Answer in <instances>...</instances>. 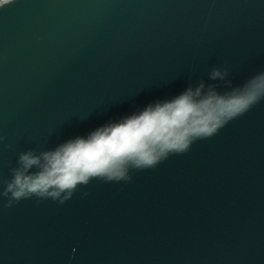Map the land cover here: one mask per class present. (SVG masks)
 Segmentation results:
<instances>
[{
	"label": "water",
	"instance_id": "water-1",
	"mask_svg": "<svg viewBox=\"0 0 264 264\" xmlns=\"http://www.w3.org/2000/svg\"><path fill=\"white\" fill-rule=\"evenodd\" d=\"M262 72L264 0H17L0 10V193L22 152ZM130 175L63 204L0 195V264H264V99Z\"/></svg>",
	"mask_w": 264,
	"mask_h": 264
},
{
	"label": "clouds",
	"instance_id": "clouds-1",
	"mask_svg": "<svg viewBox=\"0 0 264 264\" xmlns=\"http://www.w3.org/2000/svg\"><path fill=\"white\" fill-rule=\"evenodd\" d=\"M16 3L0 0V10ZM218 76L221 73L214 69L212 78ZM203 87L201 83L195 91L188 88L171 101L96 130L87 139L78 137L39 154L22 152L0 195L8 198L9 207L33 196L63 204L78 185H88L92 179L130 182V170L153 169L170 155L186 153L195 141L212 137L264 99V72L223 94L212 88L202 94Z\"/></svg>",
	"mask_w": 264,
	"mask_h": 264
}]
</instances>
